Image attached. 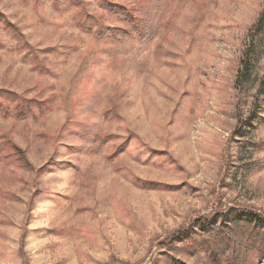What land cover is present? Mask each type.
I'll return each instance as SVG.
<instances>
[{
	"label": "rangeland",
	"instance_id": "rangeland-1",
	"mask_svg": "<svg viewBox=\"0 0 264 264\" xmlns=\"http://www.w3.org/2000/svg\"><path fill=\"white\" fill-rule=\"evenodd\" d=\"M84 1L0 0V264H264V0Z\"/></svg>",
	"mask_w": 264,
	"mask_h": 264
},
{
	"label": "trees",
	"instance_id": "trees-1",
	"mask_svg": "<svg viewBox=\"0 0 264 264\" xmlns=\"http://www.w3.org/2000/svg\"><path fill=\"white\" fill-rule=\"evenodd\" d=\"M44 1H46V0H43V2ZM69 1L70 2L73 1L74 3L72 2L73 3L72 5L75 6L77 9H80L79 13H74V14L80 15V17H78V20L80 18H82V22L79 21L78 26L81 29L83 34L91 35L93 38H95L97 40H102L103 38H106V39L110 38V41H112L111 38L117 37V35H115V34L110 35V33H111L110 30H113V31L117 30V28H112L115 25L114 21H112V23L105 24V22H104L105 18H104L102 25H100L101 24L100 21H102V16H100V18L97 19V17L94 15V13L87 11L88 6H89L88 2H86L84 0H69ZM155 1H157V4H159L161 2V0H155ZM56 2L60 5L61 4L67 5V8L69 10L72 9V8L70 9L68 6V0H64V1H62V3L60 0H56ZM93 2L98 4L99 10L104 11V13H106L108 15V17H106V18H110V20H112V18H114V19H116L115 21L118 22V25H121V26L126 25V27H124V29L122 30V33H120L123 36H125L126 41H129L133 38H138L139 42H141V40H143V37H144L145 28L148 27L149 21H154L157 24V26H159V27L164 25V16L162 15V13L160 11L161 8L165 9V2L164 1H163V4L161 6L155 7L154 11H152L153 14L149 20H145V17H147V15H145L143 12L136 11V10H138V8L136 10H133V9H130V8L124 6V5L114 3L110 0H93ZM254 28H255V31H254L255 37L253 38V41L256 43H259L262 40V38H264V13L260 17V19L256 23V25L254 26ZM103 34L105 35V37L102 36ZM23 47H25V46H23ZM251 66H252L251 59H247V64L245 66L244 72H243L242 77H241V78H243L242 87L248 83L249 76H248L247 71L250 70ZM236 88H238V86ZM262 89L264 90V80L262 83ZM14 102H16L15 97H14ZM21 102H22V100H20V98H19V101L17 103L20 105ZM113 116H115V114H114V108H112V107L107 109L103 113V121H102L103 126L98 128L99 131L101 132V135H97L99 138L98 139L99 146H96V148H94L96 151L99 150L100 148H102L103 145H105L106 142L111 138L108 135V133L105 132V125L110 124V122H108V120H110V118ZM117 116H119V115L117 114ZM251 119H250V122H252ZM96 131H95V133H96ZM95 133H93V135H95ZM103 140H104V143H102ZM131 140H132V138H131ZM131 140L129 139V142ZM129 142H128V145H129ZM5 144L6 143H3L0 145V155L5 150V147H6ZM124 148H125V145L121 146L116 151V154H118V152L123 150ZM76 169L77 168L75 167L74 170H76ZM144 186H146V185H144ZM217 216L220 217L222 215H217ZM239 221L246 223V224H252L264 232V220L259 219L255 215H252V214L243 215L242 214V215L235 216V222H239ZM204 224H203V226H204ZM197 226H198V223H197ZM200 228H202V227L200 226ZM182 236H183V233L180 236H178L177 239H181ZM173 264H175V263H173Z\"/></svg>",
	"mask_w": 264,
	"mask_h": 264
}]
</instances>
